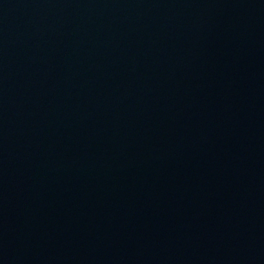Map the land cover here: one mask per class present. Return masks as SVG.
<instances>
[{
	"label": "water",
	"instance_id": "1",
	"mask_svg": "<svg viewBox=\"0 0 264 264\" xmlns=\"http://www.w3.org/2000/svg\"><path fill=\"white\" fill-rule=\"evenodd\" d=\"M0 264H264V0H0Z\"/></svg>",
	"mask_w": 264,
	"mask_h": 264
}]
</instances>
